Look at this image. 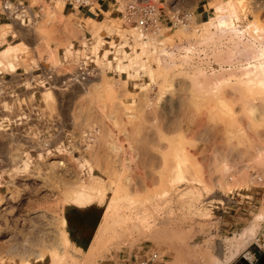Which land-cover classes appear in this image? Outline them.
Listing matches in <instances>:
<instances>
[{
	"label": "rangeland",
	"instance_id": "374dc122",
	"mask_svg": "<svg viewBox=\"0 0 264 264\" xmlns=\"http://www.w3.org/2000/svg\"><path fill=\"white\" fill-rule=\"evenodd\" d=\"M11 1L46 16L7 26L0 72L96 73L7 113L21 132L0 135V264H264V0H150L149 29L126 16L148 0H112L125 16L97 43L65 0Z\"/></svg>",
	"mask_w": 264,
	"mask_h": 264
},
{
	"label": "crops",
	"instance_id": "0c3cea01",
	"mask_svg": "<svg viewBox=\"0 0 264 264\" xmlns=\"http://www.w3.org/2000/svg\"><path fill=\"white\" fill-rule=\"evenodd\" d=\"M2 0H0L1 2ZM30 1V0H29ZM40 3H47L51 0H37ZM67 4L62 6L60 9L63 12V15L69 17L72 21L77 23L81 26L88 35H90V42H96V38H94V34L97 31L98 27H104L111 20H115L118 17L125 16V12L127 6H120V3L109 2L107 0H84V3H80L79 6L76 0L66 1ZM74 2V3H72ZM45 6H39V4L33 6L32 12L33 16L39 17L41 15L46 14L43 12ZM31 21V20H30ZM15 21H12L8 15L1 10L0 8V48H10L13 46V42L15 38L18 37L16 31L14 30H7L8 25H13ZM5 29V30H4ZM4 31H6L4 33ZM4 33V34H3ZM86 38H87V34ZM93 47V46H92ZM89 46L87 49L89 51H93V48ZM70 50L69 48L59 47L58 49V58L61 62H68L70 60ZM43 70V69H42ZM35 71V70H33ZM32 71V75L34 72ZM43 73V72H42ZM41 73V74H42ZM0 75L4 76L8 79V85L11 92L16 93L18 96L21 94H27L30 90L29 87L26 85L24 79L27 77L26 71L16 70L15 73H6L0 72ZM40 75V74H38ZM13 107V103L10 100H7L3 103L2 115L0 118V135L5 134L4 132L11 131V132H21V127L18 125L16 121L15 114L7 115L8 112L11 111ZM9 142H0L1 146L7 147ZM13 148L16 146V142L12 144Z\"/></svg>",
	"mask_w": 264,
	"mask_h": 264
},
{
	"label": "built area",
	"instance_id": "2783aa9c",
	"mask_svg": "<svg viewBox=\"0 0 264 264\" xmlns=\"http://www.w3.org/2000/svg\"><path fill=\"white\" fill-rule=\"evenodd\" d=\"M70 1V0H65ZM84 3V0H76ZM1 10L4 11L12 21H19L24 24L26 20H30L33 16L32 9L26 5L24 2H13L11 0H2L1 1ZM158 11L159 8L156 6L155 2L148 0L140 6H131L127 11V17L129 20H134L137 25L142 28L149 29L151 27L158 26ZM193 17V14L186 13L183 16L177 15V21L185 26L189 25ZM44 75L33 76L31 79L32 86L31 88H36L38 86H51L54 88L55 84H58L62 87H69L72 84H81L89 81L96 73L94 67L87 65L85 63H80L74 70L65 71L61 74H57L52 68H46ZM43 81L42 84L40 82ZM18 95L13 93L9 89L8 79L0 75V118L2 115L3 103L7 100H10L12 103L15 102ZM17 105H19L17 103ZM22 106H26V103H22ZM12 109H14L12 107ZM142 264H147L143 262Z\"/></svg>",
	"mask_w": 264,
	"mask_h": 264
},
{
	"label": "bare ground",
	"instance_id": "6f19581e",
	"mask_svg": "<svg viewBox=\"0 0 264 264\" xmlns=\"http://www.w3.org/2000/svg\"><path fill=\"white\" fill-rule=\"evenodd\" d=\"M14 51H15V49H12V48H8L7 50H5V52H3L2 54H3V59L4 60H6V61H9V60H11L12 59V57H13V54H14ZM264 53V52H263ZM263 55V54H262ZM264 56V55H263ZM263 68H264V64H263ZM250 75V74H249ZM262 81V82H261ZM260 82L262 83V84H264V79H262ZM260 83V84H261Z\"/></svg>",
	"mask_w": 264,
	"mask_h": 264
},
{
	"label": "water",
	"instance_id": "95a60500",
	"mask_svg": "<svg viewBox=\"0 0 264 264\" xmlns=\"http://www.w3.org/2000/svg\"><path fill=\"white\" fill-rule=\"evenodd\" d=\"M237 264H250L245 258H242Z\"/></svg>",
	"mask_w": 264,
	"mask_h": 264
}]
</instances>
